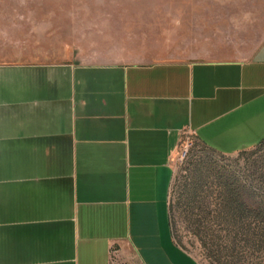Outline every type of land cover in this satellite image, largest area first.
<instances>
[{
  "label": "crops",
  "instance_id": "crops-1",
  "mask_svg": "<svg viewBox=\"0 0 264 264\" xmlns=\"http://www.w3.org/2000/svg\"><path fill=\"white\" fill-rule=\"evenodd\" d=\"M210 18L0 65V264H199L169 222L181 132L224 155L264 137V0Z\"/></svg>",
  "mask_w": 264,
  "mask_h": 264
},
{
  "label": "rangeland",
  "instance_id": "rangeland-1",
  "mask_svg": "<svg viewBox=\"0 0 264 264\" xmlns=\"http://www.w3.org/2000/svg\"><path fill=\"white\" fill-rule=\"evenodd\" d=\"M220 6L221 0H0V65L92 55L88 44L98 27L172 23L187 29L194 21L206 28ZM260 148L224 155L194 137L186 151L183 139L174 151L169 194L173 238L199 264H264V248L253 236L259 221L251 215L233 221L223 207L226 176L259 187L256 168L264 167V142Z\"/></svg>",
  "mask_w": 264,
  "mask_h": 264
},
{
  "label": "trees",
  "instance_id": "trees-1",
  "mask_svg": "<svg viewBox=\"0 0 264 264\" xmlns=\"http://www.w3.org/2000/svg\"><path fill=\"white\" fill-rule=\"evenodd\" d=\"M195 138L197 137L195 136ZM182 139L183 137L181 136L180 142L182 141ZM263 142H264V137L257 145L254 146L256 147V150L261 149L260 147L263 145ZM199 143L205 147H208L205 144L201 143L200 141ZM256 171L258 173L257 177L259 181L258 182L259 187L252 186L247 183H241L240 181L233 178L232 176H229V175L226 176L223 182V189H224L223 192H225V203L223 207H224V210H226V213L228 214V216L233 221L240 222L242 219L250 215L253 216V218L257 219V221H259L258 229L253 234V236L257 237L256 240L258 241V245L264 248V167H263V164L257 165ZM169 222H170V228H171L170 205H169ZM171 232H172V228H171ZM172 236H173V233H172Z\"/></svg>",
  "mask_w": 264,
  "mask_h": 264
},
{
  "label": "built area",
  "instance_id": "built-area-1",
  "mask_svg": "<svg viewBox=\"0 0 264 264\" xmlns=\"http://www.w3.org/2000/svg\"><path fill=\"white\" fill-rule=\"evenodd\" d=\"M181 136L184 140V150L186 151L192 145L193 138L196 136L195 133L189 129L183 130ZM184 151V152H185Z\"/></svg>",
  "mask_w": 264,
  "mask_h": 264
}]
</instances>
